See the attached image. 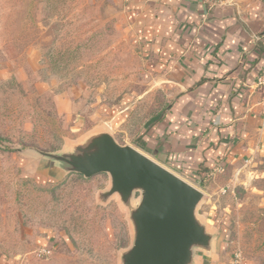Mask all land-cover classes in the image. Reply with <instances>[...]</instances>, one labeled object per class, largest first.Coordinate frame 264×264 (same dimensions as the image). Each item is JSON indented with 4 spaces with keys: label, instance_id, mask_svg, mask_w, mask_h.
<instances>
[{
    "label": "rangeland",
    "instance_id": "1",
    "mask_svg": "<svg viewBox=\"0 0 264 264\" xmlns=\"http://www.w3.org/2000/svg\"><path fill=\"white\" fill-rule=\"evenodd\" d=\"M140 70L115 0H0V264H123L142 191L125 200L59 158L101 133L131 145L155 110L136 103ZM236 176L197 216L230 264H264V164Z\"/></svg>",
    "mask_w": 264,
    "mask_h": 264
},
{
    "label": "crops",
    "instance_id": "2",
    "mask_svg": "<svg viewBox=\"0 0 264 264\" xmlns=\"http://www.w3.org/2000/svg\"><path fill=\"white\" fill-rule=\"evenodd\" d=\"M115 2L147 80L136 103L151 99L148 109H155L135 135L125 136L127 144L202 190L204 199L234 186L245 166L264 164V87L258 85L264 0ZM198 219L210 245L195 246L188 264H230Z\"/></svg>",
    "mask_w": 264,
    "mask_h": 264
},
{
    "label": "water",
    "instance_id": "3",
    "mask_svg": "<svg viewBox=\"0 0 264 264\" xmlns=\"http://www.w3.org/2000/svg\"><path fill=\"white\" fill-rule=\"evenodd\" d=\"M87 156L59 158L86 177L109 173L112 189L123 199L142 191L135 210V240L123 264H188L195 246L208 247L211 236L197 209L204 193L132 145L120 144L110 133L89 141Z\"/></svg>",
    "mask_w": 264,
    "mask_h": 264
},
{
    "label": "built area",
    "instance_id": "4",
    "mask_svg": "<svg viewBox=\"0 0 264 264\" xmlns=\"http://www.w3.org/2000/svg\"><path fill=\"white\" fill-rule=\"evenodd\" d=\"M201 1L209 4L210 6H216L223 4L226 0H201ZM258 85L264 87V74L258 77Z\"/></svg>",
    "mask_w": 264,
    "mask_h": 264
},
{
    "label": "trees",
    "instance_id": "5",
    "mask_svg": "<svg viewBox=\"0 0 264 264\" xmlns=\"http://www.w3.org/2000/svg\"><path fill=\"white\" fill-rule=\"evenodd\" d=\"M3 140V138L0 136V141H2Z\"/></svg>",
    "mask_w": 264,
    "mask_h": 264
}]
</instances>
